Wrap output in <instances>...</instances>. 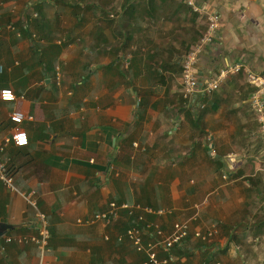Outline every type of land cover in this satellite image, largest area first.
I'll return each instance as SVG.
<instances>
[{"label":"crops","instance_id":"0c3cea01","mask_svg":"<svg viewBox=\"0 0 264 264\" xmlns=\"http://www.w3.org/2000/svg\"><path fill=\"white\" fill-rule=\"evenodd\" d=\"M200 8L220 21L206 46L204 17L183 0H0V92L17 96L0 98V144L14 113L30 141L0 153L15 178L13 191L0 183V239L35 235L40 212L55 264H134L131 246H112L118 226L93 223L119 198L192 219L179 264H264V143L248 78H264V0ZM193 50L203 87L242 71L187 98ZM44 259L0 245V264Z\"/></svg>","mask_w":264,"mask_h":264},{"label":"built area","instance_id":"2783aa9c","mask_svg":"<svg viewBox=\"0 0 264 264\" xmlns=\"http://www.w3.org/2000/svg\"><path fill=\"white\" fill-rule=\"evenodd\" d=\"M187 8L196 14L203 15L204 21L207 25L206 34L202 37L199 46H206L212 41L214 34L217 32L220 21L219 16L215 14H207L202 12L200 8L201 0H183ZM198 50V49H197ZM193 50L184 56L182 60L183 78H184V94L185 97L190 98L197 95L199 92L206 95H212L217 93L221 87V82L229 75L238 74L242 71L240 66L234 65L226 67L222 70L221 74L210 80L206 86H202L197 75L196 67L198 63V52ZM249 80L258 87L255 95L251 98V105L256 118L260 123V136L264 143V78L254 73L248 72ZM0 98L4 102H15L17 100L16 94L11 89H3L0 92ZM11 123L16 125L13 129V135L11 139H6L4 146L0 144V153L5 151L8 145H13L16 148H25L29 146V135L19 125H22L24 116L20 113H14L9 118ZM23 141V142H22ZM6 163L1 161L0 158V183L4 185L7 190H14V176L9 172ZM33 203V202H32ZM35 204V203H33ZM140 207H137L139 209ZM149 213L151 210L145 208ZM108 211L96 215L94 222H102L110 224L112 222L111 217L116 220L121 210L128 211L130 215L133 214L134 208L128 204L118 207L115 203L110 204ZM165 211H159L158 215H164ZM37 217V231L35 235H21L19 237L5 236L0 239L1 248L4 250L6 245L17 243L23 246H36L40 251L41 256L45 257L42 264H55L56 259L51 257V233L49 230L48 217L45 214L38 212ZM192 221L180 220L174 224L172 233L164 232L161 228V223L148 224L144 230L130 229L127 232L128 238L134 242L137 253H143L146 259L143 264H173L175 263L173 257L170 255L176 247H185L188 243V238L191 233ZM154 230L156 235L151 233ZM215 233V230L203 233L201 231L195 234L196 238L201 240L210 239ZM146 238L145 240H143ZM149 238V239H147ZM121 240V239H120ZM160 255L164 256L160 259Z\"/></svg>","mask_w":264,"mask_h":264},{"label":"trees","instance_id":"16d2710c","mask_svg":"<svg viewBox=\"0 0 264 264\" xmlns=\"http://www.w3.org/2000/svg\"><path fill=\"white\" fill-rule=\"evenodd\" d=\"M141 107H142V104H140L139 111ZM113 202H115L116 205H118V207L124 204H128L129 206L134 208V212L132 215H130L128 211L121 210L116 220H114V218L111 217L112 221L114 222V226L115 227L118 226L116 228L119 229L118 233L120 234L118 237H116L117 242H115L112 246L115 245L114 246L115 248H121L122 250H126L131 246L130 253L134 254V256L136 257L134 258V264H143L146 259V256L143 253L140 254L136 252V249H135L136 247L134 246V242H132L127 236V232L130 229L135 228V229L144 230L146 225L161 223L160 222L161 219H164L165 217H169L168 225H166L165 223H161V228L164 232L172 233L174 224L180 221V220H177L178 218L174 217V214H172L171 212L170 213L165 212L164 215H158L160 208L155 209V208L146 206L144 203L143 204L142 203H131V202H126L125 200H122L119 198H113ZM137 207H140V208L137 209ZM145 208L150 209L151 213H149ZM151 233L156 235L154 230H151ZM143 240H145L146 242V238L144 239L143 237ZM51 248H52V245H51ZM188 250L189 248L187 246L176 247L174 251H172V253L170 254L175 261V263L173 264H176V263L179 264V261L176 262V257L178 256V258H180L183 254L187 253ZM163 257L164 256L160 255V259H163Z\"/></svg>","mask_w":264,"mask_h":264},{"label":"rangeland","instance_id":"374dc122","mask_svg":"<svg viewBox=\"0 0 264 264\" xmlns=\"http://www.w3.org/2000/svg\"><path fill=\"white\" fill-rule=\"evenodd\" d=\"M156 209V208H155ZM160 211H165V212H167V213H170V212H172V210L171 209H167V208H160ZM166 220H169V217L168 218H166ZM178 220V219H177ZM192 220V219H191Z\"/></svg>","mask_w":264,"mask_h":264},{"label":"water","instance_id":"95a60500","mask_svg":"<svg viewBox=\"0 0 264 264\" xmlns=\"http://www.w3.org/2000/svg\"><path fill=\"white\" fill-rule=\"evenodd\" d=\"M2 226H3V225H2ZM4 228L8 229V228H9V226H5V225H4ZM0 236H2V234H1V233H0Z\"/></svg>","mask_w":264,"mask_h":264},{"label":"snow or ice","instance_id":"6c2138e0","mask_svg":"<svg viewBox=\"0 0 264 264\" xmlns=\"http://www.w3.org/2000/svg\"><path fill=\"white\" fill-rule=\"evenodd\" d=\"M23 142V141H22Z\"/></svg>","mask_w":264,"mask_h":264}]
</instances>
